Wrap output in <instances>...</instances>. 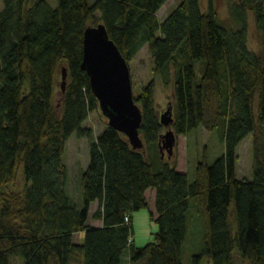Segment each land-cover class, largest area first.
Returning <instances> with one entry per match:
<instances>
[{
  "label": "trees",
  "instance_id": "1",
  "mask_svg": "<svg viewBox=\"0 0 264 264\" xmlns=\"http://www.w3.org/2000/svg\"><path fill=\"white\" fill-rule=\"evenodd\" d=\"M1 1L0 264H123L126 257L129 264H183L192 207L205 224V248L193 264H264L256 136L264 130V0H228L232 26L221 21L216 0L207 11L200 0H182L162 23L157 13L168 0ZM250 17L260 54L249 48ZM100 24L128 63L148 47L155 75L173 90L176 135L221 129L224 154L212 165L204 158L193 181L162 158L154 79L134 96L143 150L109 125L97 139L84 126L99 108L81 68L84 33ZM74 134L91 143L82 208L68 193L64 163ZM250 134L253 179H239L238 147ZM150 190L158 231L137 247L133 217L148 207ZM94 203L101 228L88 226Z\"/></svg>",
  "mask_w": 264,
  "mask_h": 264
},
{
  "label": "rangeland",
  "instance_id": "2",
  "mask_svg": "<svg viewBox=\"0 0 264 264\" xmlns=\"http://www.w3.org/2000/svg\"><path fill=\"white\" fill-rule=\"evenodd\" d=\"M54 1V0H51ZM204 11H207L208 0H200ZM182 2V0H168L157 13L160 23L164 22L169 14ZM216 7L221 21L232 26L230 18V4L228 0H216ZM4 8L3 1L0 0V11ZM249 48L256 54L262 52L261 35L257 32L253 18L249 20ZM202 63H197V68ZM131 78L133 84L134 96L140 94L142 88L151 80L156 81L155 99L156 108L159 116L165 112L173 101V90L171 86H165L162 80L154 73L153 59L149 53L148 47L144 46L138 54L129 63ZM256 101V106H257ZM108 119L103 115L100 108L90 114L84 126L94 132V139H97L107 128ZM166 132V128L164 133ZM259 137V150L261 158L264 160V130L256 133ZM90 140L79 138L74 134L68 141L64 155V163L68 169V193L70 194L77 208L83 207L81 193L82 174L86 170L90 160ZM225 152V144L220 128L212 132L200 127L189 136L177 135V144L175 153L168 162L187 173L190 181L196 177L197 166L204 158L212 165ZM255 154V134L246 137L238 147L239 160L237 163V176L239 179H253V164ZM167 158V156H166ZM165 158V159H166ZM187 165V166H186ZM22 183L19 182L18 189H21ZM155 192L150 190L147 193L149 206L140 212L135 213L134 222V240L137 247H143L148 243L154 242V234L158 231V226L151 220V210ZM97 206H95L96 209ZM77 240V238H76ZM205 248V224L202 217L195 212L192 207L190 211V228L187 239L184 243L182 261L183 264H193L195 255L203 252ZM123 264H126V259ZM204 264H211L204 262Z\"/></svg>",
  "mask_w": 264,
  "mask_h": 264
},
{
  "label": "water",
  "instance_id": "3",
  "mask_svg": "<svg viewBox=\"0 0 264 264\" xmlns=\"http://www.w3.org/2000/svg\"><path fill=\"white\" fill-rule=\"evenodd\" d=\"M81 68L90 78L91 89L99 102V108L109 121V127L124 134L134 150H143L145 145L140 135L143 116L134 99L130 66L110 39L105 25L86 29ZM67 76V69L64 68L61 83L63 92L66 90ZM160 122L166 128L160 142L162 158L167 156V159H171L177 144L172 103L160 115Z\"/></svg>",
  "mask_w": 264,
  "mask_h": 264
},
{
  "label": "crops",
  "instance_id": "4",
  "mask_svg": "<svg viewBox=\"0 0 264 264\" xmlns=\"http://www.w3.org/2000/svg\"><path fill=\"white\" fill-rule=\"evenodd\" d=\"M177 170L180 171V172H182V173L187 174L183 170V168L181 169L178 166H177ZM152 205H153L154 208L151 210V212L156 213V210H155V197H154V201H153V204ZM95 206H97L96 209H95ZM148 206H149V202H148ZM97 209H98V204L97 203L92 204L91 211H90V218L88 220V226L89 227H92V228H101L103 226V222L100 221V220L95 219L94 216H93L95 214V212H96ZM134 222H135V217H133V225H134ZM76 238H77V241H78L79 238H80L79 235H77ZM134 242H135V240H134ZM126 264H129V258H127V257H126Z\"/></svg>",
  "mask_w": 264,
  "mask_h": 264
},
{
  "label": "built area",
  "instance_id": "5",
  "mask_svg": "<svg viewBox=\"0 0 264 264\" xmlns=\"http://www.w3.org/2000/svg\"><path fill=\"white\" fill-rule=\"evenodd\" d=\"M126 222H129V218H126ZM130 242H132V239H130Z\"/></svg>",
  "mask_w": 264,
  "mask_h": 264
}]
</instances>
